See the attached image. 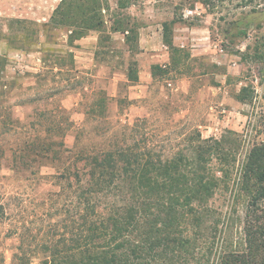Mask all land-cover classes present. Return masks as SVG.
Returning <instances> with one entry per match:
<instances>
[{
	"label": "rangeland",
	"instance_id": "374dc122",
	"mask_svg": "<svg viewBox=\"0 0 264 264\" xmlns=\"http://www.w3.org/2000/svg\"><path fill=\"white\" fill-rule=\"evenodd\" d=\"M130 1L118 9L110 0L105 14L123 13L125 25H134L137 37L129 48L122 33L109 31L108 19L104 33L91 30L86 42L69 45V30L49 22L60 0H0V193L11 197L12 210L0 222V264L41 263L63 249L74 226L68 222L76 211L73 193L63 189L48 159L33 156L31 141L45 135L48 123L42 111L57 110L80 125L85 103L104 97L114 125L146 117L147 127L156 125L162 135L181 131L180 140L191 128L203 138L230 134L234 141L227 143L237 151L232 180L240 175L244 153L264 142V0H212L205 6L196 0ZM180 15L168 47L161 24ZM15 18L26 20V27L18 28ZM151 65L160 67L153 75ZM129 66L135 82L127 79ZM242 87L246 101L236 98ZM74 135L72 128L63 138L66 149ZM176 142L165 145V153L188 145L186 139ZM233 193L213 196L222 214L217 245H191L197 258L189 264H216L221 255L245 248L246 196L239 195L230 212L224 201ZM257 215L264 224V213ZM263 239L258 229L254 240Z\"/></svg>",
	"mask_w": 264,
	"mask_h": 264
},
{
	"label": "trees",
	"instance_id": "16d2710c",
	"mask_svg": "<svg viewBox=\"0 0 264 264\" xmlns=\"http://www.w3.org/2000/svg\"><path fill=\"white\" fill-rule=\"evenodd\" d=\"M196 1L213 4L212 0ZM114 2L123 9L131 1ZM109 9L110 0H60L49 22L69 30L71 45L91 30L104 33L108 19L109 31L121 32L130 48L137 37L134 25H125L129 20L120 19L123 13L106 19ZM181 16L161 24L162 40L168 47L173 46V24ZM14 22L18 28L26 27V20L15 18ZM28 24L33 25L32 21ZM159 68L151 65V75ZM130 73L129 66L127 79L135 82L137 77L132 79ZM244 90L242 87L236 96L239 101L248 99ZM85 107V118L74 126L73 121L57 115V110L42 111L40 116L48 120L45 135L31 141L33 156L50 161L63 189L73 193L76 209L68 220L74 226L68 239H63V249L55 248L39 264H189V259L197 258L191 245H217L222 214L213 196L227 190L234 192L233 199L224 201L230 212L235 211L232 206L239 195L246 196V245L242 251L221 255L216 264H264V242L254 240L258 229L264 232V224L257 223V213H264V142L253 143L244 153L240 175L232 180L237 151L227 143L234 141L230 134L203 138L199 130L191 128L181 138L188 145L170 154L165 153V145L176 139L179 145L181 131L162 135L156 125L155 129L147 127L146 117H138L132 124L118 120L114 125L106 114L104 97ZM72 128L74 142L66 149L63 138ZM1 196L3 222L12 216V210L11 197ZM18 249L22 259L24 249Z\"/></svg>",
	"mask_w": 264,
	"mask_h": 264
},
{
	"label": "crops",
	"instance_id": "0c3cea01",
	"mask_svg": "<svg viewBox=\"0 0 264 264\" xmlns=\"http://www.w3.org/2000/svg\"><path fill=\"white\" fill-rule=\"evenodd\" d=\"M160 30V29H159ZM118 32V31H117ZM113 33H116V32H113ZM121 33V32H120ZM161 36H162V27H161ZM85 39H86V36H83V37H81L80 39H78V40H75L77 43L79 42V43H84V42H86L85 41Z\"/></svg>",
	"mask_w": 264,
	"mask_h": 264
}]
</instances>
